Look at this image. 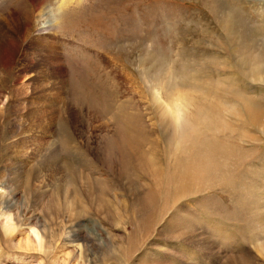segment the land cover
Listing matches in <instances>:
<instances>
[{"label":"rangeland","instance_id":"374dc122","mask_svg":"<svg viewBox=\"0 0 264 264\" xmlns=\"http://www.w3.org/2000/svg\"><path fill=\"white\" fill-rule=\"evenodd\" d=\"M60 3L0 0V264H264V0Z\"/></svg>","mask_w":264,"mask_h":264},{"label":"bare ground","instance_id":"6f19581e","mask_svg":"<svg viewBox=\"0 0 264 264\" xmlns=\"http://www.w3.org/2000/svg\"><path fill=\"white\" fill-rule=\"evenodd\" d=\"M70 1L72 0H61L60 6H58V10L62 9V6L68 4ZM46 6V5H45ZM45 6H41L38 14L33 17L32 15L29 16L28 18H26V23L27 26L29 25L30 30H31V34L33 36H38L39 39H49L50 37V33L54 31L55 28V18L53 15V11L51 8L49 7H45ZM38 7V4H37ZM8 21V20H7ZM12 21V20H11ZM5 22V21H4ZM8 23V22H7ZM10 23V22H9ZM25 24V25H26ZM6 25V24H5ZM5 25L2 22V24L0 25V30H4L5 29ZM16 25V24H15ZM19 25V24H18ZM8 26V25H7ZM10 27V26H9ZM17 27V26H15ZM7 28V27H6ZM25 28V27H24ZM7 29H11V28H7ZM19 29V28H18ZM29 31V30H28ZM29 35V34H28ZM31 35V36H32ZM47 36V37H46ZM2 37V36H1ZM4 46V45H3ZM10 54V53H9ZM51 56V55H50ZM50 58V57H49ZM1 62V61H0ZM151 88V87H150ZM152 91V90H151ZM153 92V91H152ZM156 93H154L153 97L155 98ZM176 106V104H175ZM176 107H174L175 109ZM167 109V108H166ZM180 110V109H179ZM167 112V111H166ZM176 112H178L176 110ZM180 112H178L179 115ZM167 115H169L168 113H166ZM177 114V113H176ZM177 115V116H178ZM38 239V238H37ZM38 241V240H37ZM36 242V241H35ZM34 240L32 239V242L29 241V243L32 244V246L34 245L35 247H41L40 246V242L35 243Z\"/></svg>","mask_w":264,"mask_h":264}]
</instances>
